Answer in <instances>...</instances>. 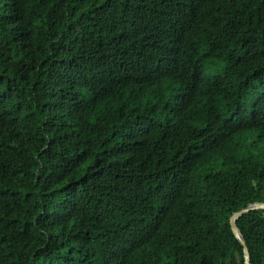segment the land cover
Returning a JSON list of instances; mask_svg holds the SVG:
<instances>
[{
  "label": "trees",
  "instance_id": "16d2710c",
  "mask_svg": "<svg viewBox=\"0 0 264 264\" xmlns=\"http://www.w3.org/2000/svg\"><path fill=\"white\" fill-rule=\"evenodd\" d=\"M257 202L264 0H0V264H244Z\"/></svg>",
  "mask_w": 264,
  "mask_h": 264
},
{
  "label": "water",
  "instance_id": "95a60500",
  "mask_svg": "<svg viewBox=\"0 0 264 264\" xmlns=\"http://www.w3.org/2000/svg\"><path fill=\"white\" fill-rule=\"evenodd\" d=\"M254 211H264V202H257V203L251 204V205L241 209L240 211L235 212L229 219L231 230H232L234 236L236 237V239L240 242V244L243 247L244 264H251V258H250L249 249L246 245V242H245L244 237H243V235H242V233L238 227L237 222L242 216L249 214L251 212H254Z\"/></svg>",
  "mask_w": 264,
  "mask_h": 264
},
{
  "label": "rangeland",
  "instance_id": "374dc122",
  "mask_svg": "<svg viewBox=\"0 0 264 264\" xmlns=\"http://www.w3.org/2000/svg\"><path fill=\"white\" fill-rule=\"evenodd\" d=\"M207 74H208V75H210V74H211V72H210V71H207Z\"/></svg>",
  "mask_w": 264,
  "mask_h": 264
}]
</instances>
